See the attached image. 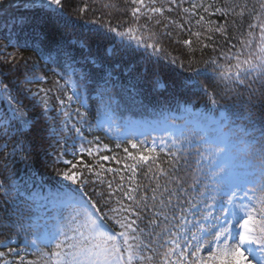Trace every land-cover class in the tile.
I'll list each match as a JSON object with an SVG mask.
<instances>
[{
	"label": "snow or ice",
	"instance_id": "1",
	"mask_svg": "<svg viewBox=\"0 0 264 264\" xmlns=\"http://www.w3.org/2000/svg\"><path fill=\"white\" fill-rule=\"evenodd\" d=\"M156 2L150 0L153 6L145 7V0H131L137 5L131 9L132 16L139 19L142 8L143 14L163 15L165 8L154 6ZM169 3L189 16L197 15V9L208 13L213 8L194 0H189L190 7H183L184 0ZM66 7H72L69 0H0V11L22 9L11 18L12 26L31 27L32 48L39 58L31 66L25 62L23 79L11 86L0 79V104L6 105V109L0 108L4 162L0 172V235L7 233L0 239V246L7 248L0 251L2 264H13L5 258L11 254L19 264H25L22 253L28 249L38 259L27 264H252L250 257L258 253L260 264H264V114L257 115L251 97L242 106V113L225 112L207 124H191L186 117L183 124H177L176 117L161 112L157 123L165 127L167 137L153 138L150 143L147 137L140 140L144 133L137 135L128 121L115 147L127 144L135 151L123 147V160L115 154H101L111 150L100 136L89 139L85 135L95 130L113 131V90L119 61L141 48L136 82L150 74L153 87L160 86V68L149 69L148 64L160 65L164 60L169 71L181 70L178 75L183 91L209 96L212 105L220 104L217 96L232 93L249 78L264 81V0L251 7L244 0L214 8L211 15L218 12L223 17L243 18L247 12L256 23L247 25L246 38L242 33L238 50L233 51V45L230 54L223 55L225 63L212 59L204 61L202 68L192 59L185 64L179 57L161 56L158 35L146 28L142 31L139 27L113 26L102 18L87 19L91 10L88 0L70 12ZM101 7L111 9L114 5L102 3ZM204 21L200 15L196 24ZM207 31L225 34L227 22ZM194 35L199 38L201 33ZM183 43L190 46L192 41ZM8 55L13 69L17 68L15 55ZM0 60L9 62L2 49ZM210 68L215 77L208 76ZM136 82L130 87L135 89ZM45 84L51 86H42ZM92 94L98 101L95 122L90 119L88 102ZM25 100L30 102L27 110ZM28 111L35 114L29 116ZM53 112L55 116L50 115ZM46 140L60 146L53 164L67 167L56 170L61 179L54 190L40 197L43 203H38V192L32 188L42 191L44 187L35 165L46 166L40 159L41 154L49 156L43 146ZM161 153L167 158V168L159 162ZM193 154L194 166L190 163ZM66 155L72 159H64ZM85 156L91 161L86 162ZM17 157L30 172L23 184L9 167ZM108 161L122 164V168L106 167L104 162ZM237 168L242 171L237 172ZM141 176L147 183L141 182ZM89 185L93 186L91 192ZM241 185L243 196L238 197ZM222 188L228 191L226 197L219 196ZM218 199L224 201L219 208ZM108 221H114L119 231H106ZM13 234L23 237V247L10 245ZM206 248L205 257L201 252Z\"/></svg>",
	"mask_w": 264,
	"mask_h": 264
},
{
	"label": "trees",
	"instance_id": "2",
	"mask_svg": "<svg viewBox=\"0 0 264 264\" xmlns=\"http://www.w3.org/2000/svg\"><path fill=\"white\" fill-rule=\"evenodd\" d=\"M20 0H16V3H19ZM83 0H69V3L72 7L82 4ZM179 2V0H178ZM196 3H204L205 5H213V8L210 9L208 13L204 12L203 9H197V15L189 16L182 12V9L176 8L175 5H171L169 0H157L154 6L160 7L163 6L165 11L163 15L160 14H143L145 13V8L141 9L142 14H138L139 19H136L131 14L132 7L137 5H132L131 0H97V3L93 4L92 0H88L90 5V11L87 13V19L102 18L103 20H110L113 26L121 25L122 27H139L142 31L146 28L148 32H154L158 35L160 39L163 52L161 56L168 55L179 57L181 60L187 63L189 59L200 62L199 67H203L204 61H210L216 59L219 63L223 64L225 61L222 59L225 53H229V50L232 49V46L235 45L233 51L238 50L241 45L239 40L241 39V34H246L248 31L247 25L249 23H256V21L249 17L248 13L245 12L243 18L228 16L223 17L221 13H215L211 15L210 13L214 11L215 7H223L225 3H243L244 0H194ZM112 4L114 7L111 9L101 7V4ZM249 7L258 3V0H247ZM153 6L150 3V0H145V7ZM72 7H66V11H71ZM171 7L172 11L167 9ZM183 7H190L189 0H184ZM22 9L13 8L12 11L5 13L0 11V49L3 50V54L8 56V63H4L0 60V79H4L5 83H9L10 86L12 83H15L17 80H22L25 73V62L28 66H31L39 58L34 54L32 48V34L31 27H24L23 29L17 27L13 28L12 26V17L18 15ZM239 11V9H237ZM203 15L205 21L201 25L196 24V20L199 19V16ZM151 17V18H149ZM159 20L160 23L157 24L156 21ZM208 21L213 23L209 24ZM227 22V32L225 34L218 33L215 31L209 32L208 28H213L217 25H224ZM167 25V28H165ZM183 25V27H180ZM256 35L258 37L259 30L256 29ZM201 33L200 37L197 38L194 33ZM170 33V35L168 34ZM147 34V33H146ZM211 39H208V37ZM184 40H191V45H185ZM11 41V43H10ZM25 41H28L27 45ZM12 44L15 47L11 46ZM205 45H208L205 47ZM135 47V44H133ZM150 51V50H149ZM143 52L141 48L138 53L135 55H129L128 57L120 60L121 67L117 69V86L113 90L115 94V103L113 108L115 110L116 124L123 119L138 120L145 123L157 122L161 112L165 115H171L176 117L181 114H185V117L191 124L199 122L200 124H207L212 119L221 118V114L225 112H232L234 114H239L243 112V105L249 101L251 97V102L255 106L257 115L264 114V81L260 79L253 80L249 78L246 81L245 85H240L232 93L224 94L223 98L217 96L216 99L220 100L219 105H212L209 103V96L203 95H192L190 92L183 91L181 89V79L182 77L178 75L180 69L177 67L175 71H169L166 67L167 61L162 60L160 65L155 63H149V69L160 68V75L162 78V83L160 86L153 87L150 82L149 76L143 77L141 80L136 82L135 78L137 74L141 71V65L138 63L139 56ZM15 55V63L18 65L17 68L13 69L11 56L8 54ZM230 54V53H229ZM53 55L55 53L53 52ZM155 60V57L153 58ZM234 63V61H233ZM130 65H134L133 69L129 72L126 69ZM208 76L215 77V74L212 72L211 68L208 71ZM255 75V74H254ZM50 79H55V77L49 76ZM136 82L137 87L135 89L130 87V84ZM63 83V81H61ZM251 84L249 88L247 85ZM44 87L51 86L50 84L42 85ZM33 87V86H30ZM223 85H220V89H223ZM33 90L35 88L33 87ZM211 95V91L209 92ZM89 104L92 107V116L90 119H93L95 116V108L98 104L95 94H92L89 99ZM25 110L30 108V102L25 100ZM0 108H5L6 105L0 104ZM185 108L189 109L188 113H185ZM35 113L28 111V115L32 116ZM207 117L208 119H205ZM236 119V116H233ZM94 122V119H93ZM237 123L241 121L236 120ZM177 124H183L184 119H176ZM115 124V125H116ZM190 124V126H191ZM259 126V125H258ZM116 134V129L113 126V131L101 132L95 130L93 133H85L89 139L93 135H98L101 137L103 144H107L111 151L102 152L101 154L113 155L115 154L118 159H122L125 156L123 152V147H129L130 151H135L131 149L130 145L124 144L120 149L115 147L116 143L120 141L114 140V135ZM2 143V142H0ZM52 144V147L49 145ZM47 148L49 156H44L41 154V161H46V166L42 164L35 165V171L40 177H43L44 187L43 190L37 188H32V191L38 192L37 201L38 203H43L40 200V197L47 194V192L52 189L54 190L56 182L61 178L56 176V170L64 169L67 167L63 163L53 164L55 156L60 152V146L53 144L51 140H46L43 145ZM3 154L0 153V172L3 171L4 162L2 159ZM64 159H72L71 155L64 156ZM167 158L163 153L160 155L159 162L165 168L168 167L164 161ZM85 161L90 162L91 158L85 156ZM131 163V161H124ZM106 167H118L122 168L121 165H117L114 161L104 162ZM190 163L194 166V154L190 158ZM12 172L15 173V179L17 182L23 184L29 179V169L26 167L24 162L19 160V157L16 158V162L9 165ZM187 170V169H186ZM237 172L242 171L237 168ZM146 171V169H145ZM7 173H5L6 175ZM151 175V174H149ZM111 179V176H108ZM0 179H3V175H0ZM202 179V177H201ZM141 182L147 183L146 180L141 176ZM207 183V181H206ZM92 185H89L87 189L89 192L92 190ZM39 215V213H35ZM143 226V225H142ZM106 231H119L118 226L114 221H108L105 226ZM7 233L0 235V239H4ZM23 237H16L12 235L10 245L12 247H23L22 244ZM0 251H7V248L0 246ZM31 249L26 250L25 253H22L25 257V264L29 260L35 261L38 259L36 255L32 254ZM6 259L13 262V264H19V261L15 254H11ZM2 264V261H0Z\"/></svg>",
	"mask_w": 264,
	"mask_h": 264
},
{
	"label": "rangeland",
	"instance_id": "3",
	"mask_svg": "<svg viewBox=\"0 0 264 264\" xmlns=\"http://www.w3.org/2000/svg\"><path fill=\"white\" fill-rule=\"evenodd\" d=\"M51 116H55V112L50 113ZM179 118H184V115L178 116ZM128 122V120L124 121L123 123L119 124V128ZM132 122V121H131ZM133 127L136 131V134L139 135L140 133H144V135H139L140 140H144L147 137V141L150 143L153 138H159V137H167V131L165 130V127L162 124L158 123H142V122H132ZM157 143H159V140L157 139ZM228 195V191L222 188V190L219 192L220 197H226ZM238 197L243 196V185H241V190L237 193ZM218 204L216 205L217 208H219L224 201L222 199H218ZM255 247V246H254ZM207 248L201 252V255L207 256ZM252 260V264H260V256L259 253L256 257H250Z\"/></svg>",
	"mask_w": 264,
	"mask_h": 264
}]
</instances>
